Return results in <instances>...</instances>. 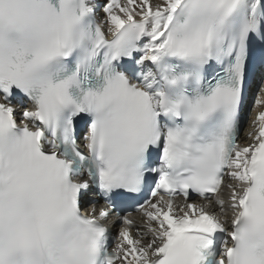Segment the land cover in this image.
I'll return each instance as SVG.
<instances>
[{"label": "snow or ice", "instance_id": "snow-or-ice-1", "mask_svg": "<svg viewBox=\"0 0 264 264\" xmlns=\"http://www.w3.org/2000/svg\"><path fill=\"white\" fill-rule=\"evenodd\" d=\"M0 264H264V0H0Z\"/></svg>", "mask_w": 264, "mask_h": 264}, {"label": "bare ground", "instance_id": "bare-ground-1", "mask_svg": "<svg viewBox=\"0 0 264 264\" xmlns=\"http://www.w3.org/2000/svg\"><path fill=\"white\" fill-rule=\"evenodd\" d=\"M103 2H104V0H103Z\"/></svg>", "mask_w": 264, "mask_h": 264}]
</instances>
